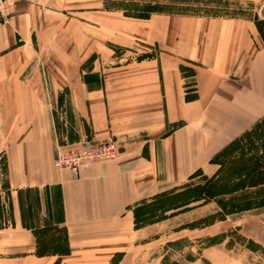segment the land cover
Instances as JSON below:
<instances>
[{"label": "crops", "instance_id": "crops-1", "mask_svg": "<svg viewBox=\"0 0 264 264\" xmlns=\"http://www.w3.org/2000/svg\"><path fill=\"white\" fill-rule=\"evenodd\" d=\"M226 1L251 14L137 17L106 0L13 1L0 21V264H135L146 237L134 208L211 173L210 159L264 119V0ZM113 44L160 50L114 64ZM182 62L193 66L187 101ZM109 138L116 159L52 164L57 144Z\"/></svg>", "mask_w": 264, "mask_h": 264}, {"label": "rangeland", "instance_id": "rangeland-1", "mask_svg": "<svg viewBox=\"0 0 264 264\" xmlns=\"http://www.w3.org/2000/svg\"><path fill=\"white\" fill-rule=\"evenodd\" d=\"M108 5L131 16L249 17L252 11L246 3L226 0H106ZM135 47L111 45V63L147 58L160 50ZM181 64L186 84L193 89L188 75L193 66ZM239 137L235 145L222 153L221 149L210 159L214 167L211 173L196 171L188 180L134 208L133 227L142 239L146 237L140 248H132L130 257L141 258L135 264H264V119ZM4 185V164L0 160V187ZM2 192L0 225L8 216L6 192ZM22 195L34 203L33 192L20 194V200ZM50 235H45V245L53 241Z\"/></svg>", "mask_w": 264, "mask_h": 264}, {"label": "built area", "instance_id": "built-area-1", "mask_svg": "<svg viewBox=\"0 0 264 264\" xmlns=\"http://www.w3.org/2000/svg\"><path fill=\"white\" fill-rule=\"evenodd\" d=\"M13 1L0 0V21L6 19ZM118 155V144L113 138L77 146L57 144L53 164L55 168L75 171L84 165L116 159Z\"/></svg>", "mask_w": 264, "mask_h": 264}, {"label": "trees", "instance_id": "trees-1", "mask_svg": "<svg viewBox=\"0 0 264 264\" xmlns=\"http://www.w3.org/2000/svg\"><path fill=\"white\" fill-rule=\"evenodd\" d=\"M132 16H137V17H147L148 16V13H140V14H132ZM258 23V22H257ZM179 68H180V71L182 73V75L184 77H186V75H184L183 73V64H179ZM193 73V69L190 71V73L188 74L189 76L192 75ZM196 96L195 94V91H194V88L191 89V85L190 84H186V82L184 83V99L187 101V100H191L193 99L194 97ZM239 138H235L234 140H232L231 142H229L226 146H224L221 151L222 152H225L227 149H229L230 147H232L233 145H235L238 141H239Z\"/></svg>", "mask_w": 264, "mask_h": 264}]
</instances>
